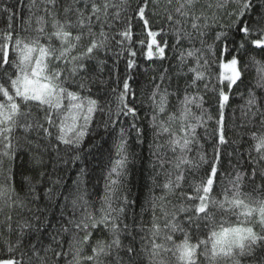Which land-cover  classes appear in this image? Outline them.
I'll return each instance as SVG.
<instances>
[{
	"label": "snow or ice",
	"instance_id": "6c2138e0",
	"mask_svg": "<svg viewBox=\"0 0 264 264\" xmlns=\"http://www.w3.org/2000/svg\"><path fill=\"white\" fill-rule=\"evenodd\" d=\"M0 264H264V0H0Z\"/></svg>",
	"mask_w": 264,
	"mask_h": 264
},
{
	"label": "trees",
	"instance_id": "16d2710c",
	"mask_svg": "<svg viewBox=\"0 0 264 264\" xmlns=\"http://www.w3.org/2000/svg\"><path fill=\"white\" fill-rule=\"evenodd\" d=\"M243 104V100L237 99L233 101L232 108L236 109L238 105ZM231 111V110H230ZM237 115H239V111L237 110ZM229 126L231 127V121H229ZM150 140V137H149ZM112 141L109 140L108 144H105V148L108 147L109 144H111ZM133 150L136 151L141 159L137 160L136 164V181H134V187L132 190V194L136 195L137 193H140L141 195H146L147 189H143L141 187L140 182V173L143 171L144 175H148L149 171V162L148 157L150 155L149 153V142L146 141L144 145L142 146H136L135 144L132 145ZM107 154H105L104 158L100 160L98 165H94V170L91 174V179L88 183L89 191L92 195V198L95 200H99V198L104 194V168L107 164Z\"/></svg>",
	"mask_w": 264,
	"mask_h": 264
}]
</instances>
